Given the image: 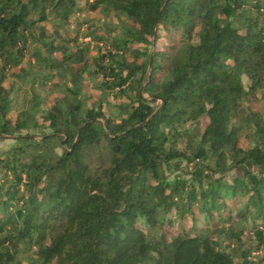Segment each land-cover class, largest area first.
Listing matches in <instances>:
<instances>
[{"label":"trees","instance_id":"16d2710c","mask_svg":"<svg viewBox=\"0 0 264 264\" xmlns=\"http://www.w3.org/2000/svg\"><path fill=\"white\" fill-rule=\"evenodd\" d=\"M75 7L0 0V135L17 141L0 155V264L29 251L30 264H264L250 259L264 246V112L251 107L264 99V0H92L120 20L107 65L45 28ZM30 44L42 77L14 71ZM91 68L102 94L129 99L118 122L102 96L84 101ZM14 76L58 79L62 94L42 107L34 92L12 122Z\"/></svg>","mask_w":264,"mask_h":264},{"label":"rangeland","instance_id":"374dc122","mask_svg":"<svg viewBox=\"0 0 264 264\" xmlns=\"http://www.w3.org/2000/svg\"><path fill=\"white\" fill-rule=\"evenodd\" d=\"M75 2V11L67 21H60L48 17V19L43 22L45 28L51 34L52 38L56 39L57 41L59 40V42L67 44L68 48H70V50L72 51H75L76 49H82L85 52V57L98 58L102 55L105 56V65L109 63L108 60L110 61L111 57L118 59L120 55L119 53H116L113 45H115L116 42L121 39L122 32L120 20L114 17H110L111 15L105 16V14L98 10L91 11L90 4L92 0H75ZM161 33L163 35V32ZM165 42H167V40L161 37V39H159L154 45L147 47V52L150 55L153 54L154 51L159 50L162 43ZM34 47V44L29 45V48L20 65L14 70L16 73H19L20 69L30 72L33 75H39L41 77L42 73H49L47 72V70H42L41 68H39L34 61L31 55ZM134 47L140 50L143 49L141 45H135ZM54 57H59V55L54 54ZM128 58L132 59L129 56ZM90 70L93 71V77H89L84 80V83L86 84L88 89V93H86L84 101L86 103H91V100L95 101L96 99H99V96H102V98H105V101L102 102V109L104 114L106 115V117L112 118L118 122L121 118V116H119V109L122 105L129 103V99L121 97L117 98L116 96H114V94H102L103 92L98 88L99 84L102 82V78L101 76L94 74V68H91ZM11 73L12 72L10 70L8 74L10 75ZM64 79L68 81V78L65 77ZM241 81L244 89L247 90V87L249 86V80L243 76ZM10 83L13 84L16 88L15 93L11 96L12 110L9 113V118L12 122H14L17 115L25 107L28 106L27 103H31L32 95L34 92L36 95L38 94L40 96L42 103H44L42 107H47L48 103H51L56 97H59L62 94V90L55 89L54 87V85H57L59 87L62 85L61 81L60 83L58 82V79H54L52 80V82L42 86H39L37 84L31 86L30 80L22 83L19 78L14 76L9 77V79L4 83V87H8ZM245 106L246 105H244L241 109L245 108ZM251 107L254 110L264 112V99L262 98L261 93L257 94V100L252 101ZM206 123V120H202L200 125L201 131L206 126ZM26 133H28L29 135L40 134L38 131H25L21 132L20 134L25 135ZM248 133L249 131H245L244 129H242L240 134L241 146L247 145ZM15 136L16 135H0V155H2V153L10 149L11 147L17 145V141L15 140V138H13ZM55 151L59 153L60 148L58 147V145L55 146ZM230 175L232 174L230 173L229 176ZM244 235H247V231L244 233ZM258 254L264 256V246L263 249L260 250V252L253 253L250 259H254V257H256L255 255ZM18 259L21 264L36 263L37 261L35 252L31 251L27 252L26 254L19 255Z\"/></svg>","mask_w":264,"mask_h":264},{"label":"water","instance_id":"95a60500","mask_svg":"<svg viewBox=\"0 0 264 264\" xmlns=\"http://www.w3.org/2000/svg\"><path fill=\"white\" fill-rule=\"evenodd\" d=\"M151 58H152V54L150 55V61H149V64H151ZM140 92H142V88H141ZM161 103H162L161 107H159V108L153 113V115H152L150 118H152L155 114H157V113L161 110L162 106L164 105L163 102H161Z\"/></svg>","mask_w":264,"mask_h":264}]
</instances>
